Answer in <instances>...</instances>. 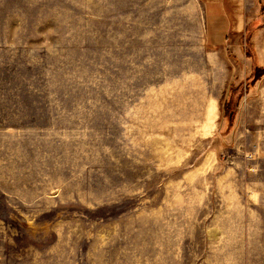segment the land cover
<instances>
[{
  "label": "rangeland",
  "instance_id": "rangeland-1",
  "mask_svg": "<svg viewBox=\"0 0 264 264\" xmlns=\"http://www.w3.org/2000/svg\"><path fill=\"white\" fill-rule=\"evenodd\" d=\"M0 264H264V30L0 0Z\"/></svg>",
  "mask_w": 264,
  "mask_h": 264
},
{
  "label": "crops",
  "instance_id": "crops-1",
  "mask_svg": "<svg viewBox=\"0 0 264 264\" xmlns=\"http://www.w3.org/2000/svg\"><path fill=\"white\" fill-rule=\"evenodd\" d=\"M203 5L208 41L223 44L230 35L264 30V0H198Z\"/></svg>",
  "mask_w": 264,
  "mask_h": 264
}]
</instances>
